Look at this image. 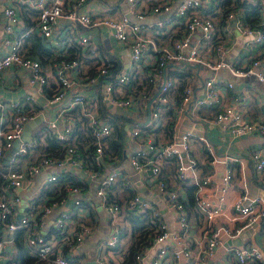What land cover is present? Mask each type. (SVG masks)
<instances>
[{
  "label": "built area",
  "instance_id": "obj_1",
  "mask_svg": "<svg viewBox=\"0 0 264 264\" xmlns=\"http://www.w3.org/2000/svg\"><path fill=\"white\" fill-rule=\"evenodd\" d=\"M91 1H1L8 35L3 41L6 50L0 51V81L7 67L18 65L36 85L39 97L24 94L12 102L14 112L8 111L9 119L0 127V157L15 142L10 160L24 156L17 167L0 168V264H16L11 251L14 246L17 250V228L23 229L32 264H88L91 259L96 264H208L222 232L235 236L256 221L264 223V205L243 191L231 202L227 220H221L226 189L235 175L230 161L235 157L221 158L207 135L182 131L178 122L187 116L217 124L235 137L264 133V116L256 119L245 104H235V99L241 102L246 96L237 95L233 80L217 74L223 67L234 77L254 76V84L264 85V0H230L227 5L220 0H97V8L84 10ZM247 4L255 7L259 20L248 23L242 18ZM208 8L221 16L203 11ZM103 28L99 38L86 33ZM230 30L243 38L245 53L227 60L222 54L229 50ZM33 35L53 56L43 60L27 52ZM204 45L210 53L203 51ZM117 46L127 54L125 65L115 57ZM183 62L197 63L209 74L183 72ZM169 63L174 64L171 69ZM178 82L183 83L180 99L175 97ZM261 104L264 115V100ZM148 107V123L142 125L139 120L146 117ZM116 108L120 115L133 117L126 125L138 146L129 159L136 170L148 173L163 208L141 195L118 166L101 174L106 161L115 164L121 158L109 146L118 122L112 113ZM39 114L42 121L23 138L24 122ZM77 136L80 140H75ZM49 139L59 143L60 152L41 147ZM250 155L256 181L264 182V151L254 148ZM220 159L221 186L203 189L212 181L209 167ZM70 164L73 171L97 178L94 190L109 223L92 254L82 244L97 228L98 217L91 204H83L79 181L69 178ZM167 164L172 172L163 176ZM51 165L59 170H47ZM42 170H47L45 179L21 210L16 189ZM189 182L195 187L191 202L184 188ZM45 188L50 191L38 198ZM67 193L73 194L71 201L61 209ZM53 210V221L42 232L43 218ZM191 212L200 221L192 222ZM227 253L237 264H260L264 241L229 245Z\"/></svg>",
  "mask_w": 264,
  "mask_h": 264
},
{
  "label": "crops",
  "instance_id": "obj_2",
  "mask_svg": "<svg viewBox=\"0 0 264 264\" xmlns=\"http://www.w3.org/2000/svg\"><path fill=\"white\" fill-rule=\"evenodd\" d=\"M3 1V0H2ZM179 0H175L177 2ZM124 5V1L120 2L119 8L121 9ZM99 6V2L97 0H93L89 2L87 5H84L82 8L84 10H94V8ZM214 18H219V13L215 14L213 16ZM5 16L2 11V2L0 1V51L4 52L6 49L3 45V41L7 37V32L5 30ZM231 31V35L229 36V39L232 41H227L230 44L229 50L226 52H223V57L227 60L234 59L236 55H241L245 53L244 49V40L243 38H238L234 36V31ZM105 32V29H100V31H97L96 34L94 31L87 30V34H92L96 38H99L102 33ZM99 41V39H98ZM119 42H115V45H118ZM124 51V50H123ZM122 46L116 47V59L120 60L123 59L124 65L127 63V54H122ZM203 51L206 53H210L211 50L208 45L203 46ZM121 54V55H120ZM221 55V56H222ZM120 62L123 65L122 60ZM194 65V70L198 75L200 76H206L209 74V70L205 69L204 67H197L196 63H192ZM217 74L223 78H229L234 81L235 83V89L237 90V95L244 94L246 97L241 102H238L237 99L234 100L235 104L242 105L245 104L247 107V112L251 114V116L256 117V119L262 118L264 115H260L261 113V102L264 100V85L261 83H253V80L247 76V77H237L232 76L230 74V71L227 68H219L217 70ZM27 73L24 69H22L18 65H10L7 67L1 74L2 80L0 81V127L4 126V122L8 121V111L12 109V112H14V107L11 105L12 102L17 101L20 97H22L24 94H31L36 99L39 97L38 90L35 84L28 82L27 80ZM87 92H91L90 89L85 90ZM177 96V95H176ZM227 99V98H226ZM230 99V98H229ZM228 101V100H227ZM118 107V106H117ZM114 110V108H112ZM119 108H116V112H112L115 115H120L118 112ZM201 113H204V110H200ZM49 112L45 116L48 117ZM128 116V115H127ZM120 117V116H119ZM131 120H133L132 116H129ZM144 118L145 116L142 115ZM121 118V117H120ZM142 118V119H143ZM118 119V117H117ZM140 119V123L142 125H146L148 123L147 120V110H146V117L144 120ZM30 120V119H28ZM26 120L25 123L28 121ZM42 119H40V122ZM38 122V123H40ZM38 125V124H36ZM34 125L30 128L32 132L37 128V126ZM178 127L180 130H191L196 133H204L208 136L212 148L214 149L215 153H217L221 158H223V155H230L235 158L231 159V164L235 167V175L233 176L231 183L229 186H227L226 189V198L224 202V215L221 216V220H227L228 214L231 212L230 204L236 198L241 192L246 191L248 196L251 197H258L260 199V202L264 205V182H258L255 179L254 176V166H253V160L251 158L250 152L251 149H261L264 151V133H249L246 136L241 137H235L232 136L230 133L221 130L220 127L217 124H206L203 121H200L198 119H192L187 116H180V120L178 122ZM116 128V126H115ZM124 129L125 134L122 138V148H121V158L118 162L115 164H112L108 161H106L102 168V173H107L109 170H106L105 166L106 164H111L113 166H118L122 171L127 173L131 179L133 180L136 190L143 196L147 197L149 200H152L154 203L157 204V207L163 208L162 203L157 201V192L156 189L151 186L147 180L146 175L147 172H140V174L136 177L132 176V167L131 162L127 160V156H129V152H127V144L131 143V140L135 144L134 148L138 146V143L136 140H133L129 136V126L127 128L126 122L124 123ZM29 133V134H30ZM79 136H83V131L79 130L78 132ZM79 136L75 138V140H80ZM25 138V135L22 136ZM49 149V148H48ZM196 150L199 152V147L196 145ZM199 154V153H198ZM12 154L10 150H7L2 154L0 157V168L2 170H6L10 167H17L19 163H21L24 160V156L17 155L15 158V161L10 160ZM224 168V162L222 160L216 161L214 164H212L209 167V170H212V181L207 186H205L203 189H212L213 184L216 183L218 187L221 186V173ZM50 166L47 168V170H50ZM67 172L69 176H71L74 179H77L81 186V197H83L84 202L83 204H91L90 206L94 207V212L96 213L98 217V225L97 228H95L94 232L99 230V212L97 210L96 203L94 202L92 196L93 191L90 187V184L92 181H95L97 183V178L94 176L88 175L86 172L81 175V172L78 169H75L73 171V166L68 165L66 167ZM47 170H42L35 175L31 176L30 181L27 185L24 187H27L28 185L36 184L39 182L38 174L41 173H47ZM59 170V169H58ZM138 171V170H137ZM172 172V167L170 164L163 166V176L166 174H170ZM81 175V178L78 176ZM72 179V180H74ZM187 186H191L193 189L194 183L189 182L188 184H185L184 188L186 191ZM20 187V188H24ZM18 189V188H17ZM16 189V192H17ZM39 190V188H38ZM96 193V192H95ZM73 194L67 193L65 199L62 200V203L60 205L61 209L66 208V204L70 203L71 196ZM31 196V195H30ZM29 196V197H30ZM212 198L215 200V195H212ZM29 198L27 199L28 202ZM190 203V202H189ZM26 206V205H25ZM24 206V207H25ZM189 210H192L190 207H188ZM57 210V209H56ZM54 212V210H53ZM190 217L192 222L200 221V217L197 216L194 212L190 213ZM44 220V218H43ZM45 221V220H44ZM168 222L170 224L173 223V220L171 218L168 219ZM47 223V222H46ZM194 229V227H193ZM42 230V226H41ZM47 231V230H46ZM108 232V231H107ZM196 234H198V230H195ZM106 234V233H105ZM104 234V235H105ZM103 236V235H101ZM89 237V236H88ZM100 237V236H99ZM98 237V238H99ZM87 239V238H86ZM86 239L83 243H85ZM245 241H258L262 242L264 241V223L262 221H256L248 226H245L242 228V230L235 236H228L225 233H221L218 236V242L215 248V253L213 256L209 259L208 264H237V262L227 253V247L229 245L234 244H241ZM13 244L9 245L8 248L12 247ZM83 248V247H82ZM13 251L11 253H16V248H12ZM260 264H264V259Z\"/></svg>",
  "mask_w": 264,
  "mask_h": 264
},
{
  "label": "trees",
  "instance_id": "obj_3",
  "mask_svg": "<svg viewBox=\"0 0 264 264\" xmlns=\"http://www.w3.org/2000/svg\"><path fill=\"white\" fill-rule=\"evenodd\" d=\"M220 2L224 5H227L230 0H220ZM248 10L246 12V16H242V18L245 17V21L248 23H252L255 22V20H259V13L256 11L255 7L252 5L247 4ZM203 11H205L207 14L209 15H215V11L214 8H208V9H203ZM24 13L26 12L25 10L23 11ZM28 13H30V11H27ZM33 13V12H31ZM224 13V12H223ZM221 16V14H219ZM31 42L29 43V48L27 50V52H35L37 53L43 60H47L49 59V57L53 56L52 51L45 47L42 43V41L40 40V38L37 35H33L31 37H29V39ZM264 48V46H262ZM71 49V48H70ZM69 49V50H70ZM58 56H56L57 58ZM264 57V54L262 56V58ZM87 60H90L89 58H87ZM173 63H169L167 68L171 69V67L173 66ZM182 71L183 72H188L192 69H194V65L192 63H186L183 62L182 63ZM198 75V74H197ZM195 79L196 82L199 81V78L195 75ZM182 87H183V83L178 82L177 86H176V94L175 97L177 98H181V91H182ZM174 91V88H173ZM177 95V96H176ZM121 118H120V117ZM116 117H118V122L116 124V128L114 130V132L112 133V135L109 138V146L112 149L113 152H121V148H122V138L125 134V129H124V123H130L131 118L129 116H122V115H116ZM51 146L52 148H56L55 152H60L61 148L59 147V143L55 140V139H49V143L47 145H41V147L44 150H48V147ZM163 174V173H162ZM71 180L74 179L71 176L69 177ZM77 182V180H75ZM50 191L48 189H44L42 191H40L38 198L42 199L44 194ZM192 191L193 188L191 186H187L186 188V193H187V199L188 201H192L193 200V196H192ZM15 241H16V245H17V250L16 253L14 254L13 260L16 262V264H32V260H33V255L30 252V249L25 245L24 243V239H23V229L22 228H17L15 230Z\"/></svg>",
  "mask_w": 264,
  "mask_h": 264
},
{
  "label": "rangeland",
  "instance_id": "obj_4",
  "mask_svg": "<svg viewBox=\"0 0 264 264\" xmlns=\"http://www.w3.org/2000/svg\"><path fill=\"white\" fill-rule=\"evenodd\" d=\"M2 1V0H0ZM128 128V126H127ZM135 144L133 143V141L131 140V143L127 144V152H130L135 149L134 148ZM127 160L130 161L129 159V156H127ZM131 164V163H130ZM113 165L111 164H106L105 168L106 170H109L110 168H112ZM131 167H132V176L133 177H136L140 174L139 171L136 170V168L131 164ZM50 168L52 169H55V170H58L59 167L55 166V165H51ZM38 179H39V182H37L36 184H30L28 185L27 187H24V188H18L17 189V193L20 197V200H19V206H20V209L22 210L24 208V206L26 205V202H27V199L29 198V196L35 192H37L39 186L41 185L42 181L45 179L46 177V172L45 173H41V174H38ZM95 186H96V182L95 181H92L91 184H90V187L91 189L94 191L95 189ZM94 202L96 203V206H97V210L99 212V230L96 231V232H93L92 234H90L89 237H87L85 243L82 244V247L87 249L88 252L90 254H92L96 248V240L99 236L101 235H104L105 233H107V231L109 230V223L106 219V213H105V210L103 208V206L101 205L100 203V197L95 193L93 192V196H92ZM54 215H55V211L47 214L44 216V220L45 222H51L53 221V218H54ZM47 223H44L42 225V232H46L47 230Z\"/></svg>",
  "mask_w": 264,
  "mask_h": 264
},
{
  "label": "water",
  "instance_id": "obj_5",
  "mask_svg": "<svg viewBox=\"0 0 264 264\" xmlns=\"http://www.w3.org/2000/svg\"><path fill=\"white\" fill-rule=\"evenodd\" d=\"M196 66L199 67L200 65L196 63ZM255 79L254 76H249V79ZM151 100V99H150ZM150 100L148 101V104H150ZM40 119H42V115H36L35 117H33L32 119L28 120L25 125H24V135L25 137H27L30 133V128L36 124H38V122H40ZM149 119V107L147 108V120ZM16 144L14 145V147L11 150V153L14 149H16L17 147V142H15ZM88 264H96V262L94 260H89Z\"/></svg>",
  "mask_w": 264,
  "mask_h": 264
}]
</instances>
